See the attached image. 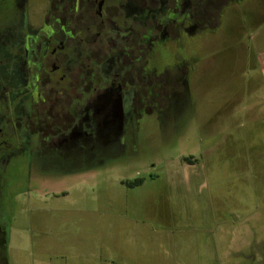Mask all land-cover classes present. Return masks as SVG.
<instances>
[{"label":"rangeland","instance_id":"374dc122","mask_svg":"<svg viewBox=\"0 0 264 264\" xmlns=\"http://www.w3.org/2000/svg\"><path fill=\"white\" fill-rule=\"evenodd\" d=\"M227 4L190 41L194 49L184 45L183 60L159 65L169 78L185 67L184 85L158 93L161 102L135 128L127 124L120 144L100 141L67 169L47 160L10 170L6 264H196L182 261L207 238L264 254V88L255 61L264 0ZM43 180L60 183L33 196ZM217 207L228 220L203 236L195 221Z\"/></svg>","mask_w":264,"mask_h":264},{"label":"flooded vegetation","instance_id":"af4514ba","mask_svg":"<svg viewBox=\"0 0 264 264\" xmlns=\"http://www.w3.org/2000/svg\"><path fill=\"white\" fill-rule=\"evenodd\" d=\"M231 1H2L0 264L10 170L47 160L67 169L96 143H119L127 124L135 128L160 97L182 89L185 67L169 78L159 65L183 60L184 45L194 49L190 41ZM58 183L39 181L33 196Z\"/></svg>","mask_w":264,"mask_h":264},{"label":"crops","instance_id":"0c3cea01","mask_svg":"<svg viewBox=\"0 0 264 264\" xmlns=\"http://www.w3.org/2000/svg\"><path fill=\"white\" fill-rule=\"evenodd\" d=\"M255 61L257 67L256 69L259 77L261 78L264 88V49L257 52ZM259 119L260 118H258L257 120ZM257 124L264 125V118L261 119V121H259ZM242 204L245 205L247 204V202L243 201ZM214 211L215 208H210L208 214L203 215V217H200L195 221V224L201 227V230L204 231L203 236H206L207 234H209V232L212 233L213 229L211 228V226L213 225V222L221 219H227L224 210L217 207L216 214H214ZM243 214L246 215V220L249 221L250 219H253L251 217L254 216V213L248 215V211H244ZM209 221L212 224H210ZM247 234L249 235L248 232ZM211 240V238H207V240H205L206 245L203 246L202 251H200L199 249L188 250L186 252L187 256L185 257L187 260L182 262H188V260L190 261L192 259L196 264H264V254L263 252L260 253L258 248H256V245L254 249L247 245L245 246V248H234L232 245L222 246L218 248L216 247V245L214 246V244H211ZM237 255H239L238 258L236 257Z\"/></svg>","mask_w":264,"mask_h":264}]
</instances>
